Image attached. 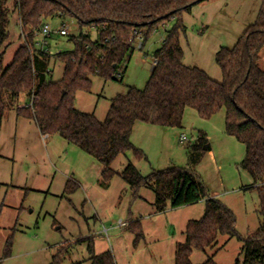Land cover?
Returning a JSON list of instances; mask_svg holds the SVG:
<instances>
[{
	"label": "rangeland",
	"instance_id": "374dc122",
	"mask_svg": "<svg viewBox=\"0 0 264 264\" xmlns=\"http://www.w3.org/2000/svg\"><path fill=\"white\" fill-rule=\"evenodd\" d=\"M261 5V0H205L184 12V63L222 81L216 53L222 46L237 43L257 21ZM63 22L69 24L72 34L79 35L81 31L72 17L49 20L55 31L48 38L52 54L75 48L70 36H61L57 31ZM174 24L171 21L161 27L143 50L136 49L122 82L93 76L92 91L78 92L76 108L105 120L114 97L126 94L130 86L144 88L151 76L154 53L161 47L166 30ZM11 32L6 65L24 43L20 27L12 24ZM96 36L94 31L92 38ZM261 54L264 68V49ZM64 68L62 60L53 58L50 78L61 79ZM26 97L21 95L19 101L28 102ZM182 134L187 140L181 141ZM202 136L208 144L193 152L192 146L199 144ZM133 140L146 158L128 152L116 159L113 169L122 172L134 164L147 176L170 167H191L209 194L236 213L240 235L246 237L258 231L259 193L249 188L253 178L241 166L245 144L226 132L225 110L206 119L187 108L182 127L138 122ZM103 169L101 162L75 144L58 134L43 133L34 118L19 116L14 106L8 108L0 130V259L12 234L14 243L12 255L0 260V264H50L58 248L66 244L72 246L65 264H91L90 245L95 254L111 252L116 264H175L177 246L186 241L187 224L203 217L206 200L158 212L156 195L150 187H143L136 196L120 175L103 185ZM70 180L77 184L73 193L66 191ZM122 222L127 224L123 226ZM132 222L142 225L144 237L139 241L131 229ZM242 248L238 238L220 237L219 244L207 252L195 250L191 261L203 264L214 255L219 264H235L244 258Z\"/></svg>",
	"mask_w": 264,
	"mask_h": 264
},
{
	"label": "trees",
	"instance_id": "16d2710c",
	"mask_svg": "<svg viewBox=\"0 0 264 264\" xmlns=\"http://www.w3.org/2000/svg\"><path fill=\"white\" fill-rule=\"evenodd\" d=\"M203 1L0 0V130L7 109L14 106L19 116L34 118L43 133L58 134L101 162L103 185L120 175L136 196L143 187H150L156 195L158 212L205 199V213L188 222L186 241L177 246L175 264H193L194 251L207 252L219 244L220 237H235L243 242L244 258L237 259L235 264H264V0L257 21L233 47L222 46L216 53L223 74L220 82L205 70L184 63L181 38L187 28L183 13ZM56 17L78 21L79 35L70 36L74 50L52 54L48 46L51 36L45 46L37 45V34ZM171 21L175 24L166 30L161 47L154 53L157 65L144 88L130 86L126 94L114 97L105 120L76 108L78 92L92 91L93 76L122 82L124 70L137 49V38H142L143 50L148 40ZM12 24L20 27L24 43L6 65L5 56L12 46ZM85 30L95 31L96 38L85 34ZM53 58L65 64L59 80L50 78ZM118 73L122 76L118 77ZM21 95L28 99L24 106H20ZM187 108L195 109L206 119L225 110L227 134L245 144L241 166L251 174L254 182L249 188L257 189L260 198L261 223L256 233L246 237L239 234L236 213L209 194L191 167H170L147 176L134 164L122 172L112 168L116 159L128 152L146 158L132 141L138 122L182 127ZM207 144V138L202 136L192 150L198 152ZM76 187L70 180L66 191L73 193ZM130 226L137 241L144 237L139 222ZM13 243L12 234L0 260L12 255ZM71 246L59 247L50 264H65ZM89 251L91 264H116L111 252L95 254L93 245ZM203 264L219 263L212 255Z\"/></svg>",
	"mask_w": 264,
	"mask_h": 264
},
{
	"label": "built area",
	"instance_id": "2783aa9c",
	"mask_svg": "<svg viewBox=\"0 0 264 264\" xmlns=\"http://www.w3.org/2000/svg\"><path fill=\"white\" fill-rule=\"evenodd\" d=\"M53 31H54V29L51 27V25L49 23H46L43 26L42 30L37 34L38 39H39L37 45L42 46V47L45 46L47 44V38L52 35ZM57 31L61 36H72V35H74V34H72V32L70 30L69 24L66 22H63ZM92 33H93L92 30H85V34H91L92 35ZM135 45L138 49H141V47L143 45V41H142L141 37L137 38ZM156 65H157V60H156V58H154L152 60V70L155 68ZM117 76L121 77L122 75H121V73H118ZM180 139H181V141L187 140L186 135L182 134L180 136ZM126 224H127L126 222H122L123 226Z\"/></svg>",
	"mask_w": 264,
	"mask_h": 264
},
{
	"label": "crops",
	"instance_id": "0c3cea01",
	"mask_svg": "<svg viewBox=\"0 0 264 264\" xmlns=\"http://www.w3.org/2000/svg\"><path fill=\"white\" fill-rule=\"evenodd\" d=\"M184 57H185V56H184ZM154 58H155V57H154ZM154 58H153V59H154ZM151 66H152V64H151ZM26 98H27V97H26ZM21 101H22V102H21ZM21 101H20V102H21V103H20L21 106H24V105L27 103L25 99H23V100H21ZM75 105H76V103H75ZM5 115H6V114H5ZM136 125H137V124H136ZM136 125H135V126H136ZM134 129H135V127H134ZM133 133H134V131H133ZM132 141H134V140H133V135H132ZM134 142H135V141H134Z\"/></svg>",
	"mask_w": 264,
	"mask_h": 264
}]
</instances>
